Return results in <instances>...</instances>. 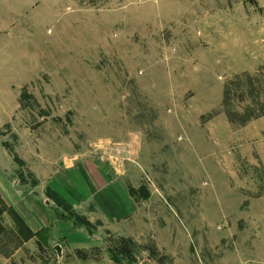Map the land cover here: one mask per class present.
Listing matches in <instances>:
<instances>
[{"label": "rangeland", "instance_id": "374dc122", "mask_svg": "<svg viewBox=\"0 0 264 264\" xmlns=\"http://www.w3.org/2000/svg\"><path fill=\"white\" fill-rule=\"evenodd\" d=\"M0 12L30 62L0 128L15 182L47 183L115 263L146 251L161 264L154 239L108 236L72 209L119 185L123 166L144 234L190 239L196 264H264V0L9 1ZM66 167L80 196L56 193Z\"/></svg>", "mask_w": 264, "mask_h": 264}, {"label": "crops", "instance_id": "0c3cea01", "mask_svg": "<svg viewBox=\"0 0 264 264\" xmlns=\"http://www.w3.org/2000/svg\"><path fill=\"white\" fill-rule=\"evenodd\" d=\"M9 1L24 2L29 9L32 3L42 0H0V3ZM13 17L0 12V34L7 35L0 38V128L9 124L16 113L19 88L31 81L29 57L14 45V34L21 27L13 24ZM66 168L61 176L65 183L54 185L56 193L60 190L80 196L73 190L76 189L72 186L73 171ZM120 169L119 185L102 187L100 194L84 187L90 192L82 196L83 202L77 206L70 202L74 213L91 225L106 228L111 233L108 236L131 239L137 244L147 237L154 239L156 252L166 257L161 264H196L190 239L185 241L182 235L169 234L164 235L166 243L161 244L152 235L153 228L143 233L148 220L143 219L140 204L133 200L127 186L121 184L126 177L124 167ZM15 181L14 163L0 140V264H117L98 231L89 232L62 214L47 195V183L31 188ZM57 246L60 254L55 250ZM133 256L136 260L129 264H158L146 251Z\"/></svg>", "mask_w": 264, "mask_h": 264}, {"label": "water", "instance_id": "95a60500", "mask_svg": "<svg viewBox=\"0 0 264 264\" xmlns=\"http://www.w3.org/2000/svg\"><path fill=\"white\" fill-rule=\"evenodd\" d=\"M55 250L57 251L58 254H60V247L59 246L55 247Z\"/></svg>", "mask_w": 264, "mask_h": 264}]
</instances>
